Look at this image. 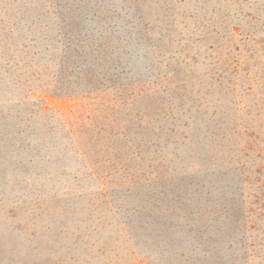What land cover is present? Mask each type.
<instances>
[{
	"label": "rangeland",
	"instance_id": "rangeland-1",
	"mask_svg": "<svg viewBox=\"0 0 264 264\" xmlns=\"http://www.w3.org/2000/svg\"><path fill=\"white\" fill-rule=\"evenodd\" d=\"M223 1L204 7L201 0H176L171 23L170 18L161 20L169 0H145L143 18H132L151 41L145 58L129 73L134 85L145 92L137 99L136 110L146 109L145 120L150 122L148 135H137V146L119 152L125 163L114 159L103 163V150L89 146L84 136L78 140L80 149L98 163H75L71 153L62 149L35 151L26 146L27 139H19L25 132L15 136L7 131L10 126L3 128L9 118H0V264H211L215 260L209 241L193 239L201 230L190 235L174 230L170 232L173 247H164L149 228L135 226L136 217H132L136 228L129 229L123 211L90 192L120 178L124 183L151 179L158 185L163 179L173 183L169 186L184 178L193 188L203 186L201 201L207 199L208 204L199 213L208 209L207 219L213 218L212 225L222 228L219 233L211 226L203 233V239L223 240L215 262L264 264V26L257 24L251 41L240 45L239 51L226 55L222 40L217 42L218 52L212 51L209 46L216 35L206 33L207 27L212 28L209 20L226 11L231 13V25L248 20L244 12L239 14ZM245 33L239 32L238 39L243 40ZM211 58L220 61L213 67L217 75L220 65L229 75L238 61L243 70L235 79L230 76L235 86L225 78L221 87L206 93ZM1 84L0 117L17 115L15 91ZM53 101L63 118L79 125L78 130L96 116L88 111L86 100ZM169 101L174 110L166 105ZM214 103L215 114L210 107ZM218 112L222 123L216 132ZM38 121L41 126L42 120ZM206 123L215 133L206 130ZM163 124L164 132L172 128L173 138L160 132ZM207 247L210 253L204 255L202 249Z\"/></svg>",
	"mask_w": 264,
	"mask_h": 264
},
{
	"label": "trees",
	"instance_id": "trees-1",
	"mask_svg": "<svg viewBox=\"0 0 264 264\" xmlns=\"http://www.w3.org/2000/svg\"><path fill=\"white\" fill-rule=\"evenodd\" d=\"M143 1L0 0V83L7 90L15 91L17 98L13 103L17 115L12 113L0 117L9 118L3 128L10 126L7 131H12L15 136L25 132L24 137L19 139H27L26 146L35 151L39 152L42 148L62 149L71 153L75 163H98L80 149L78 140L84 136L89 146H99L103 150L106 156L103 163H111L113 159L116 163H125L119 152L123 148L130 150L137 146V135H148L149 132L150 120H145L146 109L136 110L135 106L145 92L134 85L129 75L131 70H135L133 66L145 58L151 45L149 37L132 22L134 17L143 18ZM201 1L205 7L220 0ZM223 2L227 7L237 8L239 14L244 12L243 17L248 19L231 25L228 22L231 13L226 11L218 19L209 20L212 28L207 27L206 33L216 35L209 48L218 52L220 46L217 42L222 40V47L229 55L239 51L240 45L251 41L249 36L255 34L257 24L264 26V0ZM176 3V0H169L168 7L164 5L165 13L161 20L170 18L173 23ZM241 31L247 32L242 35L243 40L238 39ZM217 62L220 61L211 58L208 63L207 94H211L210 89L221 87L225 78L229 83L232 81L230 76L235 79L237 73L243 70L236 61L233 70L228 71L229 75L223 65H220L217 75L213 68L219 66ZM232 84L236 85L233 81ZM66 97L87 101L88 111L96 114L87 127L81 125L83 128L78 130L79 125L76 127L58 112L53 100ZM170 102L166 105L174 110ZM210 107L215 114L217 105L210 104ZM185 114L187 112L180 115ZM97 118L99 121H96ZM39 119L42 120L41 126L38 125ZM217 119L219 125L216 132L222 123L221 115ZM177 121L172 122L173 125ZM164 126L159 127L160 132L168 135L169 139L173 138L172 128L164 132ZM205 126L208 132L215 133L214 127L210 128L208 123ZM185 127L190 131L188 125ZM169 184L173 183L163 179L159 185L158 181L151 179L124 183L120 178L114 183L97 185L90 192L99 195L102 203L123 211L124 225L129 229L137 227L146 231L149 228L157 244L159 241L164 247H173L174 239L170 232L174 230L185 231L189 235L194 230H201V234L196 232L192 236L193 239L198 243L209 241L217 260L223 249V240L219 236L211 241L208 236L203 239V233L211 226L219 233L222 228L218 223L212 225L213 218L207 219L209 215L205 214L211 213L208 209L199 213L208 204L207 199L201 201L203 186L193 188L184 182V178L175 185ZM132 217H136V227L132 225ZM233 228L237 231L241 227L234 225ZM185 240L183 238L180 243ZM209 250V247L202 249L204 255L210 253ZM215 260L211 264H217ZM229 264L236 263L232 261Z\"/></svg>",
	"mask_w": 264,
	"mask_h": 264
}]
</instances>
